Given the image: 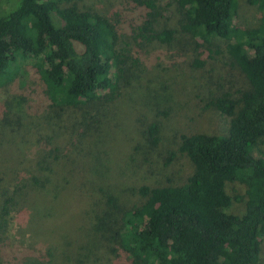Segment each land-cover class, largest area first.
Segmentation results:
<instances>
[{"label": "trees", "instance_id": "16d2710c", "mask_svg": "<svg viewBox=\"0 0 264 264\" xmlns=\"http://www.w3.org/2000/svg\"><path fill=\"white\" fill-rule=\"evenodd\" d=\"M11 1L0 13V91L10 93L27 63L42 88L27 104L28 113L11 112L13 128L20 129L16 140L35 145L37 156L13 183L4 184L0 215L20 211L31 220L35 205L56 186L71 184L79 168L88 192H104L88 177L104 165L102 113L138 82L145 49L174 45L178 53H191L192 66H202L203 55L217 62V91L206 106L227 117L226 132L181 135L178 150L193 164L183 183L141 185L140 201L130 206L117 196L94 197L87 211L90 237L73 242L74 261L85 264L97 248H105L103 256L114 254L113 264H262L264 0H246L260 12L257 24L247 27L236 22L239 0H174L164 22L155 0H133L141 7V21L124 40L108 17L80 7L81 0ZM158 132L155 123L147 127L152 145ZM64 158L70 170L51 176L52 166ZM2 222L0 217V254L22 259L34 254L29 247L11 254ZM38 233L30 235L40 238ZM66 244L72 243L60 248ZM54 252L48 248L42 261L31 255L29 264H49Z\"/></svg>", "mask_w": 264, "mask_h": 264}, {"label": "rangeland", "instance_id": "374dc122", "mask_svg": "<svg viewBox=\"0 0 264 264\" xmlns=\"http://www.w3.org/2000/svg\"><path fill=\"white\" fill-rule=\"evenodd\" d=\"M155 2L163 8L160 22L167 21L165 16L174 8V0ZM11 5V0H0V13ZM79 5L108 17L116 25L122 40L130 36L141 21V7L133 0H81ZM238 5L236 22L245 27L256 25L260 16L257 6L246 0H239ZM173 46L160 43L145 49L140 55L138 82L128 86L102 113L100 124L104 138L100 147L104 150L101 154L104 165L99 169L96 167L88 177L90 180L93 178L96 186L103 188L105 193L88 192L79 179L83 176L84 168H79L73 170L71 184L56 186L35 205L34 210L30 211L33 217L28 216L31 220L24 218L20 211L0 215L7 235L5 247L11 254L29 247L41 259L31 255L42 261L46 259H42L44 252L52 247L54 258L49 264H76L74 249L70 247L74 241H85L90 237L86 233L91 231L87 211L94 197L104 199L108 195L117 196L130 206L140 201L138 187L141 185L156 187L183 183L193 171V164L178 150L181 135L226 132L227 117L206 106L217 91V86L214 89L219 75L217 62L203 55L204 64L192 66L191 53H178L177 48L172 49ZM223 72L224 76L230 74L228 68ZM12 86L10 93L0 91V192L4 191L7 186L4 184L8 180L13 183L15 175L25 172L37 156L35 145L28 144L20 137L16 140L20 129L13 128L11 122L12 111L20 109L23 112L28 103L35 102L41 95L42 85L35 68L29 63L23 65ZM3 109L8 112V118L1 113ZM23 113H28V109ZM154 123L159 127V141L152 145L147 141L146 133L147 127ZM72 157L69 154L70 162ZM65 162L66 158L52 166L51 176L70 170ZM58 191L61 192L59 198L56 197ZM85 191L91 195L86 196ZM37 232L40 238L30 235ZM65 242L72 244L60 248ZM104 251L105 248H97L85 264H113L114 254L103 256ZM65 253L70 255L69 258ZM31 255L22 259L16 258L15 254L8 257L1 252L0 264H29L34 258ZM260 263L264 264V241L261 244Z\"/></svg>", "mask_w": 264, "mask_h": 264}]
</instances>
